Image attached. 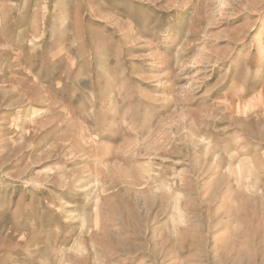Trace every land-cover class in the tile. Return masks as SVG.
I'll return each mask as SVG.
<instances>
[{"label":"rangeland","instance_id":"374dc122","mask_svg":"<svg viewBox=\"0 0 264 264\" xmlns=\"http://www.w3.org/2000/svg\"><path fill=\"white\" fill-rule=\"evenodd\" d=\"M0 264H264V0H0Z\"/></svg>","mask_w":264,"mask_h":264}]
</instances>
